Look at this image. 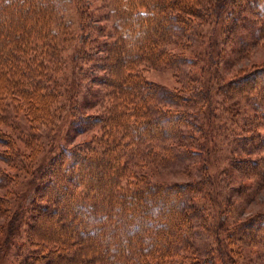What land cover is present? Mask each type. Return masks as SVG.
Segmentation results:
<instances>
[{
  "label": "trees",
  "instance_id": "16d2710c",
  "mask_svg": "<svg viewBox=\"0 0 264 264\" xmlns=\"http://www.w3.org/2000/svg\"><path fill=\"white\" fill-rule=\"evenodd\" d=\"M205 2L113 0L112 31L98 32V38L88 35L79 50L73 49V57L91 70L75 62L63 92L57 76L63 54L77 40L72 24L61 18L54 0H0V160L10 167L18 165V158L35 163L44 151L38 130L54 131L69 115L73 133H94L83 144L60 147L43 166L28 207L11 212L0 246L3 257H11L28 216L25 264H216L212 253L205 254L198 244V235L207 230L215 236L223 264H237L236 258L244 257L232 248L235 243L264 245V212L226 227L222 238L228 223L223 217L229 218L239 198L235 193L249 196L248 190H229L225 201L213 199L215 222L207 225L210 216L200 202L212 186L220 185L205 168L201 179L183 184L154 183L135 172L136 165L148 163L187 171L192 164L212 163L215 156L213 149L206 145L203 153L188 137L199 105L194 92L187 86L191 96L184 101L183 94L165 92L143 75L169 68L192 83L191 72L184 70L188 18L200 19ZM77 10L84 31L86 16ZM212 15L214 23L225 26L223 41L229 36L235 41L249 24L258 25V36L264 37V0H216ZM85 81L88 88L82 90ZM207 82L201 102L207 105L210 129L215 97L244 114L239 147L247 154H236L233 170L263 185L264 158L252 156L261 151L264 137L249 131L264 125V66L230 80L213 71ZM18 119L30 125L28 133L4 130L20 128L12 123ZM207 127L206 121L202 130L210 137ZM15 180L0 169V187ZM232 181L233 173L228 175L230 185ZM3 201L0 197V205Z\"/></svg>",
  "mask_w": 264,
  "mask_h": 264
},
{
  "label": "rangeland",
  "instance_id": "374dc122",
  "mask_svg": "<svg viewBox=\"0 0 264 264\" xmlns=\"http://www.w3.org/2000/svg\"><path fill=\"white\" fill-rule=\"evenodd\" d=\"M216 0H206L204 3V9H202V15L199 18H191L189 27H187V36L189 37V43L187 45L184 57L189 58L188 64L184 67L186 71L191 72V81L187 82V76L183 75L181 71H174L169 68L149 69L144 71V77L159 85L165 92H172L177 94H183L184 101H187V97L191 96L187 92V86L194 92L199 98V105L193 112V128L190 130L192 145L195 144L196 148L202 149L203 153L206 152L205 146L207 145L211 151H214L212 163L208 165L192 164L187 167V171L183 168L174 167L172 169H165L164 166H155L152 164H140L136 165L135 172L139 175H146L154 183L163 184H183L190 183L192 181L201 179L204 174V168L210 176L218 178L219 185L211 187V193L209 196H204L200 202V206L205 212L207 217V225L214 224L213 211L211 207V201L219 196L225 201L229 190L234 194L235 190H248V195H241L238 192L235 194L239 196L236 199L237 204L231 210L229 218L223 217L228 220L226 226L222 231V238H225V228L228 226H237L240 221L254 217L257 214L264 212V183L263 185H254L251 180L244 175L234 172L236 154H247V150H241L239 136L244 131L242 130L245 118L244 114L240 115L232 112L233 109L228 108V104L223 102L221 98H216L212 105L213 110L216 113L210 125V120H207V105L201 99H203L202 92L204 88L208 86L207 75L210 72H217V74L223 79H233L234 77H240L245 75L248 71H252L254 68L264 66V37L258 36V25H246L244 29L239 30V37L232 41L227 39L223 41V34L225 26L218 25L213 22L214 18L211 13L213 12V4ZM58 12L61 14V18L70 22L77 40L73 43L71 49L66 50L63 54L64 64L60 73H58V80L63 84V92L69 87L68 75L69 71L73 69L75 62H79L86 69L91 70L92 66L86 63L80 62L73 54H77L74 48L81 47L82 39L91 35L92 38H98L101 34H104V30L112 31V27L115 23V16L113 11V0H54ZM219 3V2H218ZM77 8H80L86 16V26L83 31L80 21V13ZM85 11V12H84ZM225 17V16H224ZM223 17V21H224ZM87 32V33H86ZM89 32V33H88ZM228 38V37H227ZM177 52L180 51V47H175ZM65 72V73H64ZM83 73V70H82ZM83 76V75H82ZM88 82L85 81L82 90L88 88ZM82 90L80 94L82 93ZM215 90V89H213ZM82 98V95L80 99ZM217 101V102H216ZM179 106L185 107L181 101ZM231 112H229V111ZM69 113V112H68ZM66 116V115H65ZM254 113H251L253 118ZM211 119V118H210ZM208 122L207 130L210 133V137H205L203 126ZM72 118L66 117L65 122L56 130L51 131L46 128L38 130V141L43 146V152L39 159L35 163H29L23 158H18V165L10 167L6 163L0 160V169L12 176H15V181L9 187H0V197L4 199L0 205V246L4 237L7 235L6 225L10 220L11 212L18 209L21 205L28 207L32 200V192H34L38 179L40 177V171L44 165H46L51 157H53L58 149L64 145L78 146L87 142L93 136V132L87 133H73L71 131ZM13 127L16 125L20 128H8L4 129L11 134L19 133L22 130L24 133H28L30 125L25 124L21 119L12 121ZM256 128L254 131H249L251 136L264 137V125ZM250 130V129H249ZM197 143V144H196ZM257 143H259L257 141ZM22 150L25 153L30 152V148L25 147L22 143L18 142ZM256 147V146H255ZM248 148V147H247ZM260 147H258L259 149ZM261 151L255 152L256 155L252 158H264V145H261ZM4 147L0 146V151ZM199 149V151H200ZM256 149V148H255ZM24 154V153H23ZM25 155V154H24ZM235 161V163H234ZM264 163V160H262ZM234 174L235 181L233 184L228 183V175ZM264 180V178H263ZM34 187V189H33ZM33 190V191H32ZM250 190V191H249ZM23 192L25 193L26 200H23ZM30 196V197H29ZM29 198V199H28ZM29 216L22 223L21 231L15 239L16 247L13 250L11 257H3L0 253V264H25L26 257L30 249L27 244L28 223H30ZM198 244L205 254H210L215 258L216 264H223L224 258H222L216 251L217 243L215 236H212L210 231L207 230L200 233ZM237 237V236H236ZM235 237V238H236ZM225 242V240L223 241ZM22 247L19 249V246ZM225 244V243H224ZM206 248V249H205ZM232 248L241 250L243 258H236L237 264H264V245L248 246L241 242L233 244ZM230 253V252H229ZM227 249V259L229 256ZM235 257V256H234ZM235 264V263H233Z\"/></svg>",
  "mask_w": 264,
  "mask_h": 264
}]
</instances>
